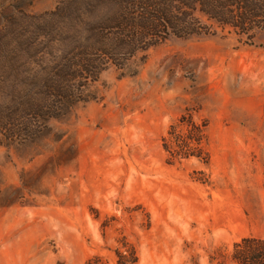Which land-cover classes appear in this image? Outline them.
<instances>
[{
    "label": "rangeland",
    "instance_id": "374dc122",
    "mask_svg": "<svg viewBox=\"0 0 264 264\" xmlns=\"http://www.w3.org/2000/svg\"><path fill=\"white\" fill-rule=\"evenodd\" d=\"M95 2L0 0V118L29 116L105 13ZM80 82L41 133L0 139V264L262 260L238 233L264 226V29L171 36Z\"/></svg>",
    "mask_w": 264,
    "mask_h": 264
},
{
    "label": "trees",
    "instance_id": "16d2710c",
    "mask_svg": "<svg viewBox=\"0 0 264 264\" xmlns=\"http://www.w3.org/2000/svg\"><path fill=\"white\" fill-rule=\"evenodd\" d=\"M74 5L79 8L82 2ZM93 5L104 7L105 13L93 23L87 42L78 47L73 58L57 64V70L44 79L38 97L31 96L27 108L21 109L29 116L15 117L1 112L5 119L0 118V139L35 137L43 131L45 121L61 116L84 99L74 79L79 78L83 87L96 80L109 64L121 68L139 52L171 36L210 34L216 26L252 39L264 29V0H99ZM30 115L40 118L44 125L31 127ZM192 125L196 134L190 131L187 142L195 140L200 144L202 130L194 122ZM165 145L168 150L167 141ZM243 241L264 243V239L253 237ZM252 257L245 261H252ZM260 258V262L251 264H264V253Z\"/></svg>",
    "mask_w": 264,
    "mask_h": 264
},
{
    "label": "crops",
    "instance_id": "0c3cea01",
    "mask_svg": "<svg viewBox=\"0 0 264 264\" xmlns=\"http://www.w3.org/2000/svg\"><path fill=\"white\" fill-rule=\"evenodd\" d=\"M252 223V221H251ZM239 236L253 235L264 239V226L260 225L259 228H255L252 224H248L245 228L238 233Z\"/></svg>",
    "mask_w": 264,
    "mask_h": 264
}]
</instances>
